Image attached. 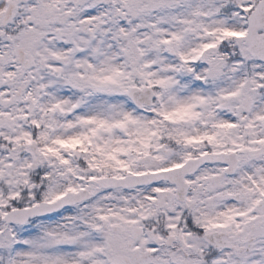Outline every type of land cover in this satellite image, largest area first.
<instances>
[{"label":"snow or ice","instance_id":"obj_1","mask_svg":"<svg viewBox=\"0 0 264 264\" xmlns=\"http://www.w3.org/2000/svg\"><path fill=\"white\" fill-rule=\"evenodd\" d=\"M0 264H264V0H0Z\"/></svg>","mask_w":264,"mask_h":264}]
</instances>
